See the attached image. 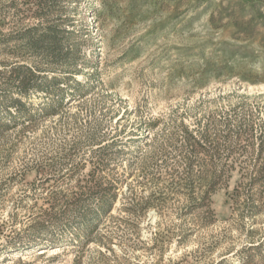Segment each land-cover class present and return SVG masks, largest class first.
Returning a JSON list of instances; mask_svg holds the SVG:
<instances>
[{
	"label": "rangeland",
	"instance_id": "obj_1",
	"mask_svg": "<svg viewBox=\"0 0 264 264\" xmlns=\"http://www.w3.org/2000/svg\"><path fill=\"white\" fill-rule=\"evenodd\" d=\"M0 264H264V0H0Z\"/></svg>",
	"mask_w": 264,
	"mask_h": 264
}]
</instances>
